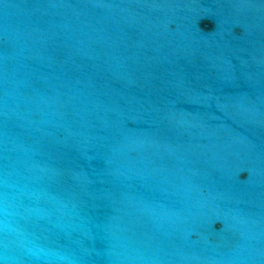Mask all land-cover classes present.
Returning <instances> with one entry per match:
<instances>
[{"label": "water", "instance_id": "95a60500", "mask_svg": "<svg viewBox=\"0 0 264 264\" xmlns=\"http://www.w3.org/2000/svg\"><path fill=\"white\" fill-rule=\"evenodd\" d=\"M0 264H264V0H0Z\"/></svg>", "mask_w": 264, "mask_h": 264}]
</instances>
